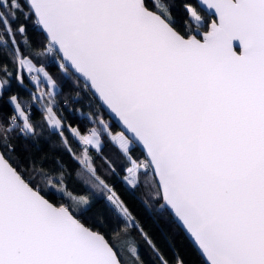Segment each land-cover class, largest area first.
I'll list each match as a JSON object with an SVG mask.
<instances>
[{"label":"snow or ice","instance_id":"snow-or-ice-1","mask_svg":"<svg viewBox=\"0 0 264 264\" xmlns=\"http://www.w3.org/2000/svg\"><path fill=\"white\" fill-rule=\"evenodd\" d=\"M173 6L172 0H0V46L10 45L8 63L0 64V100L14 82L48 86L32 95L46 99L40 121L33 120L34 104L18 95L8 96L12 114L0 120V264H128L121 248L131 264H142L129 227L154 245L100 175L97 159L116 174L103 156L106 142L126 161L124 184L133 192L147 188L146 207L178 220L207 264H264V0H182L179 23ZM21 16L25 22L14 26ZM29 20L44 35L35 48ZM45 60L76 77L77 96L83 78L123 130L99 113L91 114L96 127L67 124L69 101L56 99L59 86ZM44 126L59 137L76 174L107 193L110 216L95 217L86 197L77 198L76 208L46 198V189L66 193L62 161L56 169L10 162L13 139L33 141ZM137 148L144 159L133 155ZM89 216L100 228L114 217L116 227L109 236L82 222Z\"/></svg>","mask_w":264,"mask_h":264},{"label":"trees","instance_id":"trees-1","mask_svg":"<svg viewBox=\"0 0 264 264\" xmlns=\"http://www.w3.org/2000/svg\"><path fill=\"white\" fill-rule=\"evenodd\" d=\"M172 2L174 5L172 12L179 23L180 18L183 16L182 0H172ZM23 22H25L24 17L21 16L18 20L13 21V25H19ZM26 25L28 39L32 42L34 48L38 47L39 44L43 42V33L31 20L27 21ZM16 39L20 41L21 37L17 36ZM5 47H10V45L0 46V64L8 63V57L4 54ZM20 47L23 51L24 45L22 43ZM45 64L48 66V70L57 79L59 87L55 90L58 93L56 99L61 102L66 99L69 101L67 110L63 111L67 124H71L74 128L79 127L81 130L96 127L97 125L92 123L91 114L99 113L103 116L104 120L112 124L115 130H120L116 123L111 120L96 97L85 87V84L81 80L78 85L80 89L79 96H77L76 92L73 91L74 88H77L75 83L76 77L73 76L69 78L68 76L58 73L52 61L45 60ZM12 70L13 65L9 63V71ZM26 84L28 87L21 88L16 86L14 82L11 91L3 97V100H0V120L7 121L8 117L12 114V108L5 103L10 95H18L22 101L34 104V107L31 109L34 113V122H38L42 119V104L46 102V99L33 101L32 95H37L36 88L45 92L48 86L46 82L36 84L26 81ZM38 132L40 136L33 141L26 140L23 137L13 139V144H15L16 149L8 153L10 162L19 165L21 168H27L31 166V162L35 161L38 165L42 164L45 169H56L58 167V161H62L66 166V193L63 195L59 192L51 193L50 190L46 189V197L52 199L54 203H63L73 208H76L79 203L77 198L86 197L91 202L93 215L95 217H103L105 214H109L110 216L107 193L101 192L99 189L93 187L91 183H88L86 176H78L76 174L79 171L76 163L63 149L59 142V137L53 134L51 128L44 126L38 129ZM65 135L69 136V141L72 142L75 148L76 143L72 140V137L67 132ZM133 155L140 159H144V154L140 148H137ZM103 156L113 162L116 174H112L108 168L103 165V161L97 159V167L100 169L101 177L119 194L129 211L135 217L139 227L143 229L148 239L152 241V245H154V248L150 246L138 229L129 227L128 231L130 235L128 239L133 240L138 247L139 260L142 264H161L160 257H163V259L167 261V264H176L177 259L182 260L184 264H206L172 215L167 212L162 215H156L154 208L146 207L144 201L147 199L145 195L147 188L142 186L133 192L124 184L123 176L125 173L122 171V166L126 167L127 164L120 155L118 146L106 142L103 149ZM151 203L152 202L149 201V204ZM80 218L87 226L96 227V230L102 231L109 236L116 227L114 217H110L113 222L111 224H105L103 228L94 225L93 216ZM122 249L123 248L120 250L122 251Z\"/></svg>","mask_w":264,"mask_h":264},{"label":"water","instance_id":"water-1","mask_svg":"<svg viewBox=\"0 0 264 264\" xmlns=\"http://www.w3.org/2000/svg\"><path fill=\"white\" fill-rule=\"evenodd\" d=\"M83 83H84V80L83 78L80 79ZM96 99L99 101V103L102 105V107L104 108V110L108 113L109 117L111 118V120L116 123V125L119 127L120 130H123V126L121 124H119V121L118 119L109 112V110L106 108V106L102 103V101H100L99 97L98 96H95ZM130 135V134H129ZM140 150L143 152V150L140 148ZM144 154V152H143ZM47 198V197H46ZM174 218V217H173ZM174 220L179 224V226L183 229L185 235L187 236V238L190 240V242L193 244V246L196 248V250L199 252V254L202 256V258L204 259L205 263L207 264V260L206 258L202 255L200 249L198 248V246L196 245V243L194 242V239L189 235V233L185 230V228L181 225V223L176 220L174 218ZM83 222V221H82ZM87 226V225H86Z\"/></svg>","mask_w":264,"mask_h":264},{"label":"rangeland","instance_id":"rangeland-1","mask_svg":"<svg viewBox=\"0 0 264 264\" xmlns=\"http://www.w3.org/2000/svg\"><path fill=\"white\" fill-rule=\"evenodd\" d=\"M121 251V250H120ZM121 256L128 262V264H131V261L129 260V257H128V255H127V253H126V251L125 250H123L122 249V251H121Z\"/></svg>","mask_w":264,"mask_h":264},{"label":"built area","instance_id":"built-area-1","mask_svg":"<svg viewBox=\"0 0 264 264\" xmlns=\"http://www.w3.org/2000/svg\"><path fill=\"white\" fill-rule=\"evenodd\" d=\"M36 93H37V95H41L43 92L40 89L36 88Z\"/></svg>","mask_w":264,"mask_h":264}]
</instances>
